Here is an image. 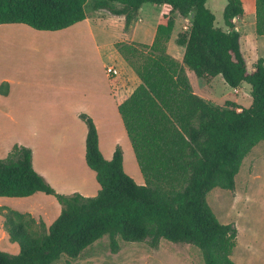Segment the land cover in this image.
Here are the masks:
<instances>
[{
	"label": "trees",
	"instance_id": "trees-1",
	"mask_svg": "<svg viewBox=\"0 0 264 264\" xmlns=\"http://www.w3.org/2000/svg\"><path fill=\"white\" fill-rule=\"evenodd\" d=\"M89 0H0V25L24 23L37 30L56 31L86 18ZM208 0H94L95 10L125 17L130 28L146 3L161 6L151 43L119 41L116 47L140 79L118 110L144 175L140 184L124 168L118 145L111 159L99 145L93 118L80 116L88 127L86 161L100 184L94 196L58 192L33 165L30 147L15 144L0 158V197H27L41 191L61 205L51 225L31 213L0 206L3 226L20 250L0 249V264H53L64 255L76 258L108 235L113 251L119 238L161 240L199 247L205 264H238L235 223H223L207 201L215 187L233 190L244 158L264 140V58L249 67L236 18L245 13L243 0H227L226 29L215 25ZM189 18L188 32L179 33L185 46L182 60L168 51L176 15ZM255 30L264 35V0H255ZM188 70L198 77L222 75L232 88L247 83L250 107L216 105L198 95ZM9 84L0 92L8 93Z\"/></svg>",
	"mask_w": 264,
	"mask_h": 264
},
{
	"label": "rangeland",
	"instance_id": "rangeland-1",
	"mask_svg": "<svg viewBox=\"0 0 264 264\" xmlns=\"http://www.w3.org/2000/svg\"><path fill=\"white\" fill-rule=\"evenodd\" d=\"M93 3L94 0H89L86 5V11L89 14L96 11ZM243 3L245 13L235 20L237 29L242 35L248 65L252 68L260 57L264 58V36L256 34L255 0H243ZM226 4L227 0H208L207 2L216 16L215 25L223 29L227 28L223 17ZM158 7L160 5L154 3L144 4L143 12H139L137 19L128 29L125 23L122 27L120 23L110 26L107 31L98 30L94 25L96 40L87 31H82L80 34L53 33L56 35L51 37L48 35L50 31H38L27 25L25 28L28 31L21 32H14L3 27L9 24L0 26V87L4 80H8L14 82L15 92L27 83L31 84V90L39 89L43 92L56 90L58 86H61L70 96L96 92L98 84L106 90L109 85L103 64L116 62L109 57H103V62L99 63L95 46L109 45L116 36L119 37L117 42L126 41V38L138 40L126 42H150L151 34H146L144 31L153 17L151 10ZM101 11L105 14L108 12L106 9ZM189 26V18L176 15L171 38L179 33L188 32ZM118 53L120 54L119 51ZM124 64L128 75L133 74V68L127 62ZM190 73L195 85L202 80L194 72ZM203 82L208 88L210 101L216 105H231V102H235L238 106L250 107L253 102L251 86L247 83L237 90L230 87L222 75L215 76L211 81L203 80ZM12 98L13 95L8 99L6 94L0 92V158L8 157L15 144L23 145L26 143L24 141H29L38 133L34 128L29 127L28 123L25 124L21 119L19 122L16 120L18 116L13 111ZM96 117L102 150L109 151L114 146L116 136L126 133L123 119L114 105L103 109V112L98 110ZM93 120L95 121L94 118ZM128 142L131 145L129 140ZM122 150L124 154L123 147ZM131 153L132 157L125 152V171L137 183L138 180H143L145 183L135 153L133 150ZM235 179L236 184L233 190L215 187L208 193L207 201L220 221L233 222L238 228L237 244L232 259L238 264H264V140L260 141L244 158ZM48 196L61 207L54 195ZM0 200L6 201L1 206L12 208L11 205L14 204L8 202L9 200L24 203L25 199L0 197ZM38 203L49 206L46 201ZM35 205L39 204L35 203ZM3 219L0 217L1 230H3ZM10 244L8 237L5 240L0 237L1 250L11 253ZM119 244L118 251H113L109 236L106 235L84 249L76 258L64 255L53 264H205L201 249L190 243H176L162 239L159 247L153 248L147 241L130 242L119 238Z\"/></svg>",
	"mask_w": 264,
	"mask_h": 264
},
{
	"label": "crops",
	"instance_id": "crops-1",
	"mask_svg": "<svg viewBox=\"0 0 264 264\" xmlns=\"http://www.w3.org/2000/svg\"><path fill=\"white\" fill-rule=\"evenodd\" d=\"M143 9L144 8L142 7L140 12H143ZM161 9L162 8L160 6L151 10L153 11V17L150 25H146L144 32L146 34L150 33L152 39L150 42L144 43H151L153 41ZM101 10L104 9L96 10L91 14L86 11V18L84 20L61 30L50 31L48 35L54 37L56 34L53 33L64 34L73 32L80 34L82 31H87L89 35L96 40V33L93 27L94 25L98 30L103 31H107L110 26L116 24L118 25L119 23L121 24L120 27L124 25L123 23H125V17L123 15H115L110 11L105 14ZM5 24H9L8 26H3L7 30L14 32L28 31L27 28H25L26 24L24 23H4L0 26ZM177 37L178 34L173 36V38H170L168 42V51L176 58L182 60L184 57L185 46L177 44ZM118 38L119 37L116 36L109 45H105L104 47L99 44L95 46L99 57V63L103 62V57H109L110 60L115 61L118 66L123 68L122 76L115 88H113L114 86L112 85V81L106 71L105 75L109 85L108 88L103 90L98 84L96 92L83 94L81 96H70L63 91V87L61 86H58V89H53L49 92H43L39 89L34 91L31 90L32 86L29 83L22 85V87H19L20 89L15 92L14 82L4 80V82L9 84V90L6 94L7 98L10 99L13 95L12 107L14 113L18 116L16 117V120L19 122L21 119L22 122L25 124L28 123L29 127L34 128L38 132L35 134V137L30 138L29 141H24L26 143L23 145L32 149L33 165L35 169L42 174L58 192L67 194L80 192L85 196H94L100 190V184L97 181L96 172L89 167L86 161V137L88 127L80 115L82 113H86L93 116L98 126L96 117L97 111L100 110V112H103V109L108 107L110 108L111 105L118 108L119 104L123 102L140 83L139 77L132 68L133 74L128 75V70L125 68L126 65L124 64L126 61L118 53V50L115 47V43L118 41ZM125 40L138 41L134 38H126ZM173 43H175V46H173ZM242 48L244 51L243 41ZM107 64L109 63L105 62L103 64L104 70ZM190 72L191 70H188L189 77L192 79ZM213 78L214 77L201 78L202 80L196 85L191 80L195 92L208 101H210L211 98L208 93V88L204 84L203 80L211 81ZM240 88L241 87L235 89L238 90ZM128 140L130 141L126 131V133L123 132L122 135L118 137L116 136L114 146L109 151L102 150L100 136L99 145L103 155H105V158H111V156L113 157L116 146L122 145L124 149L125 163V152L132 157L131 150H133L132 144L130 145ZM138 183L142 184L143 180H138ZM48 195L50 194L38 191L27 197H18L24 198V203H19L17 200H9L8 202L14 204L11 206L16 210L31 213L37 219L42 218L49 226L59 216L61 207L58 206L55 200ZM41 201H46L49 203V206L38 203ZM4 202L6 201L0 200V206L4 205ZM35 203L39 205H35ZM0 217L3 219L2 215H0ZM3 222L4 219L2 221V226ZM0 237L2 240H5L7 237L9 238L4 226L3 230L0 229ZM10 245L12 249L11 253L19 252L20 247L17 242L11 241Z\"/></svg>",
	"mask_w": 264,
	"mask_h": 264
},
{
	"label": "built area",
	"instance_id": "built-area-1",
	"mask_svg": "<svg viewBox=\"0 0 264 264\" xmlns=\"http://www.w3.org/2000/svg\"><path fill=\"white\" fill-rule=\"evenodd\" d=\"M105 71L112 81V85L114 86L113 88H115V86L118 85L117 83L119 82L120 77L122 76V68L114 63L107 64L105 67Z\"/></svg>",
	"mask_w": 264,
	"mask_h": 264
}]
</instances>
